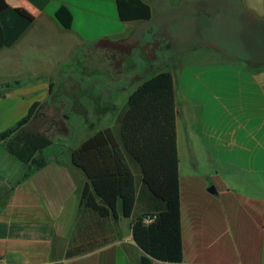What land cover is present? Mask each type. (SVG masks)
<instances>
[{"label": "crops", "instance_id": "crops-1", "mask_svg": "<svg viewBox=\"0 0 264 264\" xmlns=\"http://www.w3.org/2000/svg\"><path fill=\"white\" fill-rule=\"evenodd\" d=\"M143 1L152 18L123 22L116 0H48L43 9L29 0H0V12L11 7L31 21L13 45L0 50V90L19 83L0 96V133L35 102H48L51 78L80 49L104 38L116 42L115 86L104 79L75 81L67 112L60 114L67 116L68 134L51 136L53 145L43 153L48 164L1 192L0 264H132L125 247L134 244L131 220L123 217L108 245L64 258L88 181L71 152L99 131L117 137L130 94L162 72L175 81L180 264H264V0H233L242 9L232 21L246 35L238 55L209 39L178 46L183 17L170 0ZM61 6L73 16L71 29L56 17ZM186 53L197 57L180 64ZM45 116L35 117L33 130L45 131Z\"/></svg>", "mask_w": 264, "mask_h": 264}, {"label": "trees", "instance_id": "trees-1", "mask_svg": "<svg viewBox=\"0 0 264 264\" xmlns=\"http://www.w3.org/2000/svg\"><path fill=\"white\" fill-rule=\"evenodd\" d=\"M29 1L41 9L48 4V0ZM116 5L123 22L152 18V7L143 0H116ZM56 17L66 29L72 28L73 16L65 6L59 7ZM30 25L11 7L1 11L0 50L13 45ZM18 84H5L0 96ZM53 87L50 83V105L58 103L52 99ZM42 106L35 102L25 117L0 133V149L25 168L19 182L48 164L43 153L53 139L47 130L31 127ZM176 118L174 77L162 72L130 94L127 108L117 119V137L111 136V130L99 131L71 152L73 165L85 172L88 181L80 192L65 259L108 245L111 234L119 233L116 224L123 217L131 220L134 244L125 247L132 264L184 261ZM55 119L47 114L42 124ZM88 221L91 225H86Z\"/></svg>", "mask_w": 264, "mask_h": 264}, {"label": "rangeland", "instance_id": "rangeland-1", "mask_svg": "<svg viewBox=\"0 0 264 264\" xmlns=\"http://www.w3.org/2000/svg\"><path fill=\"white\" fill-rule=\"evenodd\" d=\"M231 1L170 0L169 4L176 8L175 12H177L178 17H183L180 20V27L176 36V40L179 43L178 46L183 44L189 47L196 41L209 39L215 43L217 42L231 54H241L246 43V35L235 27L232 16L235 12L240 13L242 8L238 3ZM216 11L219 12L217 18ZM115 47L116 42L110 38L100 39L80 49L78 58L63 65L59 76L51 78L53 83H57L52 99L54 103H58L50 105L47 102L43 108V112L50 116L54 114L56 118L52 124L50 123L43 127L50 136L54 137V135L60 133L63 135L68 134L67 123H64V119H59L57 116L67 112L69 94L73 90L72 85L75 81L104 79L115 86ZM196 57L186 53L180 58V64L191 61L192 58L195 59ZM54 97L58 100L54 99ZM48 126H52L54 130H49ZM56 142L60 143L62 148L66 147L62 140L57 139ZM17 164L19 162L15 158L7 154L3 148L0 149V194L8 190L9 185L13 186L25 174V171L19 168ZM126 233L127 229L125 230Z\"/></svg>", "mask_w": 264, "mask_h": 264}, {"label": "water", "instance_id": "water-1", "mask_svg": "<svg viewBox=\"0 0 264 264\" xmlns=\"http://www.w3.org/2000/svg\"><path fill=\"white\" fill-rule=\"evenodd\" d=\"M209 191L212 192V193H216V190H215V188L213 186L210 188Z\"/></svg>", "mask_w": 264, "mask_h": 264}]
</instances>
